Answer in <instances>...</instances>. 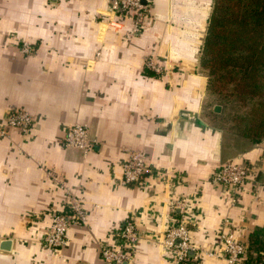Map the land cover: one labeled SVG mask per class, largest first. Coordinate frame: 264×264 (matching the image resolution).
I'll list each match as a JSON object with an SVG mask.
<instances>
[{
    "label": "crops",
    "instance_id": "obj_1",
    "mask_svg": "<svg viewBox=\"0 0 264 264\" xmlns=\"http://www.w3.org/2000/svg\"><path fill=\"white\" fill-rule=\"evenodd\" d=\"M214 2L143 0L150 19L138 33L110 0H0V126L13 110L34 117L28 133L0 137V264H104L102 248L119 244L130 218L142 238L129 264H175L160 242L179 201L189 264H231L221 234L247 246L264 227V141L220 127L207 106L200 60ZM76 124L97 142L88 154L62 144ZM130 150L146 153L151 173L124 185ZM231 161L250 169L236 195L213 178ZM68 192L87 225L56 250L42 237Z\"/></svg>",
    "mask_w": 264,
    "mask_h": 264
},
{
    "label": "trees",
    "instance_id": "obj_2",
    "mask_svg": "<svg viewBox=\"0 0 264 264\" xmlns=\"http://www.w3.org/2000/svg\"><path fill=\"white\" fill-rule=\"evenodd\" d=\"M200 63L215 122L231 121L237 135L263 142L264 0H215ZM243 262L264 264V227L250 235Z\"/></svg>",
    "mask_w": 264,
    "mask_h": 264
},
{
    "label": "built area",
    "instance_id": "obj_3",
    "mask_svg": "<svg viewBox=\"0 0 264 264\" xmlns=\"http://www.w3.org/2000/svg\"><path fill=\"white\" fill-rule=\"evenodd\" d=\"M111 9L114 14L121 17L132 18L135 22V30L139 33L146 26L150 17L146 11L143 0H110ZM25 53H30L28 44L23 46ZM148 66L159 70L154 60H149ZM34 127V117L27 111L13 110L7 117L5 124L0 126V137L7 136V129H16L22 133H28ZM62 144L65 148H75L84 154L92 152L97 142L91 136L89 126L76 124L70 126L63 138ZM124 185L141 183L145 176L151 173L147 165V156L144 151L130 150L129 157L123 165ZM250 169L243 161H231L223 164L215 172L214 180L231 189L236 195L242 190V186L249 178ZM68 211L54 213L48 230L42 237V243L56 250L62 249L68 243L69 231L72 227L87 225V215L82 207L81 200L76 194L68 192ZM173 212L177 213L174 223L165 231L161 244L166 251L172 252L175 264H189L192 260L191 254L195 252L192 241V233L187 219L188 204L185 201L173 202ZM142 236L136 226V220L130 218L119 230L117 246H105L102 248L101 256L104 264H129L133 258V251ZM219 244L224 248V255L231 264L243 262L246 256V245L240 243L233 234L222 233ZM210 253V252H209ZM211 255H219L210 253Z\"/></svg>",
    "mask_w": 264,
    "mask_h": 264
},
{
    "label": "rangeland",
    "instance_id": "obj_4",
    "mask_svg": "<svg viewBox=\"0 0 264 264\" xmlns=\"http://www.w3.org/2000/svg\"><path fill=\"white\" fill-rule=\"evenodd\" d=\"M218 123L221 124V122L218 121ZM222 126L225 128V129H228L230 131V133H234L236 134V129L234 128L236 125L235 123H231V121H227V122H222ZM234 129V130H233Z\"/></svg>",
    "mask_w": 264,
    "mask_h": 264
}]
</instances>
